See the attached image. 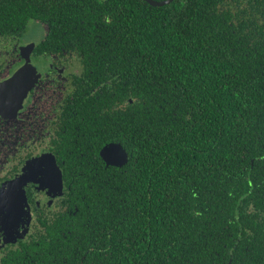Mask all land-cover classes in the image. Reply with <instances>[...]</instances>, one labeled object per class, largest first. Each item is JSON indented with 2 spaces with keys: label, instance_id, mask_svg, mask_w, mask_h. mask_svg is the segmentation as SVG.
Instances as JSON below:
<instances>
[{
  "label": "trees",
  "instance_id": "trees-1",
  "mask_svg": "<svg viewBox=\"0 0 264 264\" xmlns=\"http://www.w3.org/2000/svg\"><path fill=\"white\" fill-rule=\"evenodd\" d=\"M36 21L132 100L129 162L74 186L36 263L264 264V0H0V29Z\"/></svg>",
  "mask_w": 264,
  "mask_h": 264
},
{
  "label": "flooded vegetation",
  "instance_id": "flooded-vegetation-1",
  "mask_svg": "<svg viewBox=\"0 0 264 264\" xmlns=\"http://www.w3.org/2000/svg\"><path fill=\"white\" fill-rule=\"evenodd\" d=\"M34 25L45 34L28 50L22 36ZM76 47L63 28L51 34L40 21L0 29V264H37L38 234L78 211L74 186L85 192L80 182L91 186L129 162L126 152L125 165H110L102 152L122 147L114 113L132 100H102L113 82Z\"/></svg>",
  "mask_w": 264,
  "mask_h": 264
},
{
  "label": "water",
  "instance_id": "water-1",
  "mask_svg": "<svg viewBox=\"0 0 264 264\" xmlns=\"http://www.w3.org/2000/svg\"><path fill=\"white\" fill-rule=\"evenodd\" d=\"M174 1L176 0H165L161 2L155 0H147V2L153 7H163L173 3ZM113 152H115V156L112 155ZM102 156L107 160L108 164L110 165H116L122 167L128 161V155L126 151L120 146L119 147L111 146L110 148L102 152ZM116 158H117V162H116ZM24 199L25 198H20L21 202L23 203L22 204L23 208H24V202H26Z\"/></svg>",
  "mask_w": 264,
  "mask_h": 264
},
{
  "label": "rangeland",
  "instance_id": "rangeland-1",
  "mask_svg": "<svg viewBox=\"0 0 264 264\" xmlns=\"http://www.w3.org/2000/svg\"><path fill=\"white\" fill-rule=\"evenodd\" d=\"M44 34V29H38V25H34L32 27L30 26V28L26 31V34L22 36L24 48H27L28 50H34L37 47V44L33 45L31 42L38 41L44 36Z\"/></svg>",
  "mask_w": 264,
  "mask_h": 264
},
{
  "label": "snow or ice",
  "instance_id": "snow-or-ice-1",
  "mask_svg": "<svg viewBox=\"0 0 264 264\" xmlns=\"http://www.w3.org/2000/svg\"><path fill=\"white\" fill-rule=\"evenodd\" d=\"M112 155L115 156V152H113Z\"/></svg>",
  "mask_w": 264,
  "mask_h": 264
}]
</instances>
